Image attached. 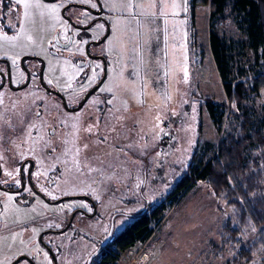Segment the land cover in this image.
<instances>
[{
    "label": "rangeland",
    "instance_id": "obj_1",
    "mask_svg": "<svg viewBox=\"0 0 264 264\" xmlns=\"http://www.w3.org/2000/svg\"><path fill=\"white\" fill-rule=\"evenodd\" d=\"M190 1L0 0V57L9 60L15 79L25 73L18 62L21 55H36L42 61H25L30 76L24 88L0 90V163L6 169L0 183L19 186L16 167L21 161L18 169L23 167L30 157L44 197L88 195L98 203L94 209L83 198L49 203L29 189L21 199L0 191V264H29L19 257L38 255L32 245L39 240L33 244L32 237L58 227L73 208L95 214L76 220L83 245L94 232L101 236L109 228L117 233L189 174L201 145L220 140L227 124L215 127L203 100L205 96L225 100L208 43L209 8L193 10ZM65 14L74 24L70 32ZM97 15L102 19L89 30L76 28ZM222 33L236 41L235 68H244L245 74L259 70L250 48L238 43L236 25L230 22ZM71 36L76 45L64 50L58 62L49 47L56 48L59 38L69 42ZM90 37L101 38L89 44L90 52L101 57L90 60L98 69L80 84L73 83L75 70L69 72L73 62L65 56L71 51L85 56L81 40ZM0 70L9 76L6 63L0 62ZM41 81L66 95L46 90ZM94 82L98 92L90 94L87 88ZM246 98L264 125V87ZM76 103L84 105L66 109V104ZM56 165L60 168L49 178L48 170ZM26 202L30 204L24 206ZM226 210L231 209L198 182L167 208L151 238L133 246L131 255L124 251L118 264H227L228 251L217 257L211 253ZM53 235L44 232V241L50 243ZM94 245L93 241L88 250L59 253L61 264L68 253L72 255L67 261L83 264ZM41 252L38 262L46 264L48 256Z\"/></svg>",
    "mask_w": 264,
    "mask_h": 264
},
{
    "label": "trees",
    "instance_id": "obj_2",
    "mask_svg": "<svg viewBox=\"0 0 264 264\" xmlns=\"http://www.w3.org/2000/svg\"><path fill=\"white\" fill-rule=\"evenodd\" d=\"M195 6L209 8L208 43L225 100L205 96L207 113L215 127L223 122L227 130L216 143L201 145L189 174L164 198L149 205L117 233L91 264H118L127 249L148 241L160 225L167 208L179 194L198 182L231 210L223 215L218 242L211 253L217 257L228 251L227 264H264V125L246 96L264 87V0H191ZM233 22L240 46H247L258 59L259 70L245 74L235 68V40L225 37L222 28ZM234 70V71H233Z\"/></svg>",
    "mask_w": 264,
    "mask_h": 264
},
{
    "label": "flooded vegetation",
    "instance_id": "obj_3",
    "mask_svg": "<svg viewBox=\"0 0 264 264\" xmlns=\"http://www.w3.org/2000/svg\"><path fill=\"white\" fill-rule=\"evenodd\" d=\"M66 19L68 21V27H69L68 32H70V29H72L71 26L74 24L72 23V21L68 17ZM96 19H102V18H100V15H97V17H95L92 21L85 24V26L83 28H82V26H79V25H78L79 27H76V28L79 30H83V33H84V31H86L87 29L88 30L90 29V27L93 25L92 23H94V21ZM106 33H108V32H106ZM102 38H106V37L103 36ZM56 39H58L57 36H56ZM77 41H79V40H77ZM66 42H67V40L60 41L56 48L49 47V52L52 55H61L64 50H68L69 48L73 49L74 46L76 45V44H73L74 39L72 37L70 40V43L68 44L67 47H61V45L66 43ZM99 42H101V38L91 40V37H90L89 39L86 38L84 41L82 39L81 43L86 44V45H84L85 56L75 55L72 53V51L69 52L65 56L66 59L73 62V65H72L73 70L72 71L69 70V72L72 73L74 70L76 71L73 83L79 82L78 84H80L81 82H83L85 80V78L88 76L89 73H94L97 71L98 67L92 68V66H91L92 63H90V60L99 59L101 57H99L97 54H93L90 52L89 44L90 43H99ZM75 51L78 53L81 52L82 51L81 46L76 48ZM33 58H37L36 55H31V56L21 55L19 57L20 61H18V62H20L21 67L25 70V73L23 76L19 75L15 79V74H12L10 71L11 65L9 64V60L6 57H0V62L6 63L7 68L9 67V71H8L9 76H8V74L5 75V72L0 70V77H1V79H0V90H3L6 87L8 88V86L12 90L24 88V86L27 83L25 80L27 79V77L30 76V72H29L30 70L25 65V61L27 59H33ZM37 59H39V58H37ZM39 60L41 61V58ZM82 73L85 75L82 76ZM23 79H24V81H22ZM67 79H69L71 81V74L69 76H67ZM30 81H31V79L28 82H30ZM45 81H47V80L45 79ZM41 82L44 84V88L46 90L53 92L55 95H63V97L66 95V94L62 93L61 89L51 88L44 81H41ZM97 82H94L92 85H90L87 88V89L90 88V94L93 93L94 91H95L94 92L95 94L98 92V89H97L98 87L96 86ZM69 90L70 89L68 87L64 88V91H66V92H68ZM9 101L10 100L8 97L7 102H9ZM64 101H65V99H64ZM83 105L84 104H81V103H76L75 105H72V106L66 104V109H68L70 111H75V110L81 109ZM30 143H32V142H30ZM64 159H66L65 156H64ZM6 160L9 163L13 164V161L10 157L6 158ZM26 162H28L29 166L27 165L28 166L27 168H29V169L26 168L27 171H24V166H25ZM20 163H22V161L18 163V166L20 165ZM4 165L5 164L3 162L0 163V177H2V175L6 174V169L4 170V168H5ZM18 166L16 167L17 169H16L14 179L16 180V182L20 183V185L19 186H15V185L5 186V185H2L0 183V191H5L7 193H11V194H13V196L16 199H21V196L25 192V190L29 189V191L33 192L34 194L41 195L49 203L64 201V200L66 201L68 199L83 198V199L89 201L90 204L92 206H94V209H96L98 207V203L94 199L89 197L88 195H71V196L68 195V196L56 198L54 200L47 199L46 197H44L45 195L42 193V191L37 187V185L35 183V181L37 182V178H36V172H34V167H35L34 161H32L30 159V157H28L25 160V162L23 163V167L18 169ZM57 168H60V166L56 165L54 168H50L47 172V176L49 178H52L53 174L58 170ZM33 172L35 173L34 178H33V174H34ZM45 183L46 182L43 181V184H45ZM48 183H49V180H48ZM19 192H21L20 195L17 194ZM26 203H28V202H26ZM29 204L30 203L23 204V205L28 206ZM1 206H2V203L0 202V214L2 212ZM81 215L86 216L88 218L93 216V215L95 216V214L92 215L91 213H87V210L84 208H73V209H71V211L69 212V214L67 215L65 220L58 225V227L54 226V227H50L49 229L47 228L46 230L43 231L41 236H38L39 233H38V235L36 234L35 240H37V238L39 240V241L37 240L38 241L37 245L39 246L40 252L44 251V252H46L45 254L48 256L49 261L46 264H61V258H60L59 253L62 254L64 252V254H65L66 252H68V250H72V251L88 250L90 248L89 244L94 241L95 245L83 263V264H91L93 259H95V257L100 256L101 252H103V250L105 249V246H108L111 243L112 234H114V233H113V230L109 231V228H108V231L101 236H100L101 232L100 233L94 232V233L90 234L88 237V239H90V242L88 241L87 244L83 245L82 240L79 239L81 228H80L79 224L76 226V223H77L76 220H78V217H80ZM110 221H111V218L109 220V223H110ZM97 225L99 226L100 224L98 223ZM97 231H99V230H97ZM44 232L54 233L53 237L50 236V238H49L50 243H47L44 241V239H43ZM58 255H59V257H58ZM69 255L71 256L72 253H68L67 257ZM21 257H22V260L24 259V260L28 261L29 264H34V260H32V258H30L28 255H22ZM23 257H25V258H23ZM67 257H66V260L64 261V264H79V261H72V262L67 261ZM75 258L76 257H74V259ZM14 264H15V262H14Z\"/></svg>",
    "mask_w": 264,
    "mask_h": 264
},
{
    "label": "crops",
    "instance_id": "obj_4",
    "mask_svg": "<svg viewBox=\"0 0 264 264\" xmlns=\"http://www.w3.org/2000/svg\"><path fill=\"white\" fill-rule=\"evenodd\" d=\"M85 8H87V9H89L88 7H85ZM196 8H198V7H196ZM196 8H194L193 10H196ZM102 10H105L104 8H102ZM65 16V20H66V25H68V21H67V15L65 14L64 15ZM101 18V17H100ZM104 18V17H103ZM102 21V20H101ZM103 22V21H102ZM59 40L60 41H64V39H62V38H59ZM51 54V53H50ZM52 55V54H51ZM52 56H56V57H58V58H56V60L59 62V60L62 58V56L61 55H52ZM75 74H76V71H75ZM75 76V75H74ZM74 80V79H73ZM35 237H36V235H35ZM34 240H35V238L34 237H32V239H31V242L34 244ZM28 244H30V242L28 243ZM28 244L26 245L27 247H28ZM33 246V248L34 249H36L37 251L39 250V253L37 252L36 254H38V255H36V256H30L29 254H24V255H28L30 258H32V260H34V264L36 263V264H42L40 261L38 262V259H41L42 257V254H43V252H40V249H39V246L38 245H32ZM31 252H32V250H30ZM46 253V252H45ZM22 258V257H21ZM20 258V259H21ZM23 258H25V257H23Z\"/></svg>",
    "mask_w": 264,
    "mask_h": 264
},
{
    "label": "water",
    "instance_id": "obj_5",
    "mask_svg": "<svg viewBox=\"0 0 264 264\" xmlns=\"http://www.w3.org/2000/svg\"><path fill=\"white\" fill-rule=\"evenodd\" d=\"M69 40H70V39H69ZM69 43H70V41H69V42H66V43H64V44H62L61 47H67ZM20 258H21V256L19 257V259H20ZM10 264H14V262H12V263H10Z\"/></svg>",
    "mask_w": 264,
    "mask_h": 264
},
{
    "label": "built area",
    "instance_id": "obj_6",
    "mask_svg": "<svg viewBox=\"0 0 264 264\" xmlns=\"http://www.w3.org/2000/svg\"><path fill=\"white\" fill-rule=\"evenodd\" d=\"M132 250H133V249H132V247H131V248H129V249H127V252H128V254H129V255H131V254H132Z\"/></svg>",
    "mask_w": 264,
    "mask_h": 264
}]
</instances>
